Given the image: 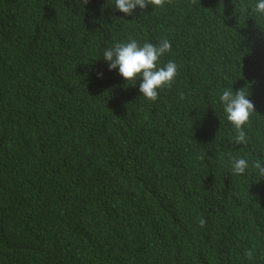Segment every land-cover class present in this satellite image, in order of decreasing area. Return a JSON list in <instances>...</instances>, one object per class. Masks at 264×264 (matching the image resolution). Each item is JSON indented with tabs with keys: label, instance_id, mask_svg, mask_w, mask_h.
I'll list each match as a JSON object with an SVG mask.
<instances>
[{
	"label": "trees",
	"instance_id": "1",
	"mask_svg": "<svg viewBox=\"0 0 264 264\" xmlns=\"http://www.w3.org/2000/svg\"><path fill=\"white\" fill-rule=\"evenodd\" d=\"M256 0H0V264H264V15ZM173 42L156 103L109 70L116 42ZM102 73V77L98 76ZM131 83V82H130ZM246 89L247 147L216 102ZM264 166V165H262ZM203 214L206 227H199Z\"/></svg>",
	"mask_w": 264,
	"mask_h": 264
},
{
	"label": "clouds",
	"instance_id": "2",
	"mask_svg": "<svg viewBox=\"0 0 264 264\" xmlns=\"http://www.w3.org/2000/svg\"><path fill=\"white\" fill-rule=\"evenodd\" d=\"M87 4L88 0H80ZM172 0H115V7L127 16H132L135 10H146L149 5L154 9H162L171 4ZM197 0H192L196 3ZM264 15V0H256L253 6L249 7V15ZM173 50V42L167 37H162L157 43L145 40L143 43L136 39L116 42L103 51V58L108 62L109 70L118 68L119 74L131 85L135 86L136 81L142 78L139 91L145 100L156 103L163 91L171 89L180 75L181 65L175 59H169L166 63L162 58L170 55ZM102 73L98 76L102 77ZM131 82V83H130ZM246 89L233 91L231 87H225L216 98L225 114L226 120L230 123L233 135L230 141L244 145L249 144V136L246 131L251 126L252 118L256 113L254 103L248 98ZM264 160L253 159L251 162L244 156H233L228 161L231 172L237 176L251 174L255 170L257 177H264ZM199 227H206V219L203 214L198 219ZM257 249L253 244L244 251V257L248 264H255Z\"/></svg>",
	"mask_w": 264,
	"mask_h": 264
}]
</instances>
